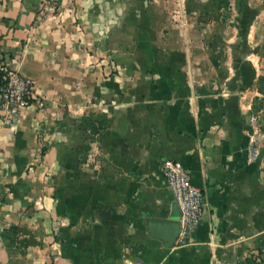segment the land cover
<instances>
[{"label": "crops", "instance_id": "0c3cea01", "mask_svg": "<svg viewBox=\"0 0 264 264\" xmlns=\"http://www.w3.org/2000/svg\"><path fill=\"white\" fill-rule=\"evenodd\" d=\"M41 1L0 0V60L45 101L0 123V264H264V0ZM168 159L205 199L173 247L147 233Z\"/></svg>", "mask_w": 264, "mask_h": 264}, {"label": "built area", "instance_id": "2783aa9c", "mask_svg": "<svg viewBox=\"0 0 264 264\" xmlns=\"http://www.w3.org/2000/svg\"><path fill=\"white\" fill-rule=\"evenodd\" d=\"M62 0H42L39 15L47 10H56ZM35 105L39 110L45 107V101L36 94L35 81L25 77L0 60V123L6 127L14 126L23 111ZM249 144L246 162L253 163L259 155V147L264 140V121L261 113L250 117ZM161 171L169 187L173 200L180 209V230L176 241L185 242L192 231L203 219L205 199L203 192L192 181L191 173L176 160L162 162ZM2 172L0 171V180ZM129 264H151L134 261Z\"/></svg>", "mask_w": 264, "mask_h": 264}, {"label": "water", "instance_id": "95a60500", "mask_svg": "<svg viewBox=\"0 0 264 264\" xmlns=\"http://www.w3.org/2000/svg\"><path fill=\"white\" fill-rule=\"evenodd\" d=\"M180 209L177 203H172L171 212L166 218H149L147 220V233L160 239L165 247H173L180 230Z\"/></svg>", "mask_w": 264, "mask_h": 264}, {"label": "rangeland", "instance_id": "374dc122", "mask_svg": "<svg viewBox=\"0 0 264 264\" xmlns=\"http://www.w3.org/2000/svg\"><path fill=\"white\" fill-rule=\"evenodd\" d=\"M230 0H219V2L221 3V6H223V4L226 2V3H228ZM214 3V4H217L218 3V0H206V4H210L211 5V3ZM184 3H188V4H191V5H194V3H195V0H185L184 1ZM234 3L236 4V6H237V4H239L240 3V0H234ZM215 8H217V6H215ZM223 9H222V18L224 19V18H227L229 15L227 14L228 12H229V10H228V8H227V6L225 5V7H222Z\"/></svg>", "mask_w": 264, "mask_h": 264}]
</instances>
